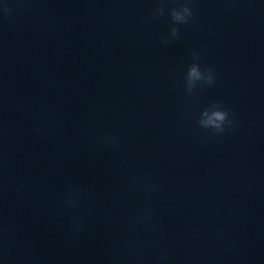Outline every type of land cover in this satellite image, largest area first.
<instances>
[{
	"label": "clouds",
	"instance_id": "clouds-1",
	"mask_svg": "<svg viewBox=\"0 0 264 264\" xmlns=\"http://www.w3.org/2000/svg\"><path fill=\"white\" fill-rule=\"evenodd\" d=\"M17 0H4L0 4V17L11 18L14 11L13 4ZM23 2V0H21ZM175 6L169 9V0H158L157 6L150 12L151 20L161 17H170L171 23L167 35L160 37L163 45L167 46L175 40L181 39L182 25H188L196 16V0H172ZM229 4L234 0H228ZM192 63L188 65L184 77V89L187 95H192L199 87H212L216 84V71L211 67L201 66L200 53L192 52ZM196 124L203 129L209 138L221 137L236 128L235 116L222 102L214 101L204 107L196 118ZM95 143L100 146L119 151L121 137L117 132H110L95 138ZM122 194H136L145 203L137 208L130 216L126 226L127 241L117 255V264H172V256L160 235V225L156 220V210L151 201L154 194L160 192L158 181L148 175L132 176L122 187ZM83 192L77 187L66 191L61 211L75 212L82 206ZM84 230L83 219L73 216L70 231L79 234ZM143 231L149 238L140 243L137 241V232ZM7 233V228L0 226V239ZM192 235H199V227H194ZM215 239L225 248H231L230 242L225 238L222 230L214 233Z\"/></svg>",
	"mask_w": 264,
	"mask_h": 264
}]
</instances>
